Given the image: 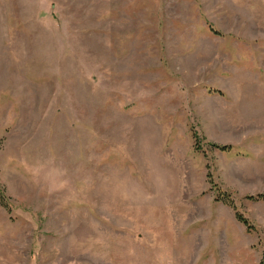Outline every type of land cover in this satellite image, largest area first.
I'll use <instances>...</instances> for the list:
<instances>
[{"label":"rangeland","instance_id":"1","mask_svg":"<svg viewBox=\"0 0 264 264\" xmlns=\"http://www.w3.org/2000/svg\"><path fill=\"white\" fill-rule=\"evenodd\" d=\"M0 186V264H264V0H0Z\"/></svg>","mask_w":264,"mask_h":264},{"label":"trees","instance_id":"2","mask_svg":"<svg viewBox=\"0 0 264 264\" xmlns=\"http://www.w3.org/2000/svg\"><path fill=\"white\" fill-rule=\"evenodd\" d=\"M213 146L215 147H219L223 150H227L230 145H219V144H216V143H212ZM209 177H210V182L212 184H214V180L212 178V174L209 173ZM223 194L220 193V195L218 194V198L219 200H222V202H224L225 204H228L230 206H233L235 207V203L233 202L232 198L230 197L229 193L228 192H222ZM248 199L250 200H264V192L263 193H258V194H254V195H248L247 196ZM0 204L3 205V206H6L8 207V203H7V200H6V196H5V190L0 186ZM236 217L238 220H240L241 222H243L248 228L251 227L250 225V221L248 220L247 217H245V215L240 212V211H237L236 212Z\"/></svg>","mask_w":264,"mask_h":264}]
</instances>
